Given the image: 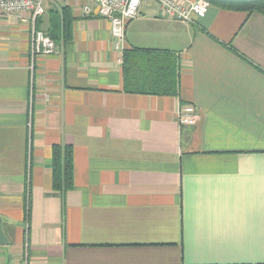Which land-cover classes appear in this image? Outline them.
<instances>
[{"label": "crops", "instance_id": "1", "mask_svg": "<svg viewBox=\"0 0 264 264\" xmlns=\"http://www.w3.org/2000/svg\"><path fill=\"white\" fill-rule=\"evenodd\" d=\"M204 1L188 23L146 0L123 53L107 19L48 1L33 77L29 26L0 19V264H264V16Z\"/></svg>", "mask_w": 264, "mask_h": 264}, {"label": "built area", "instance_id": "2", "mask_svg": "<svg viewBox=\"0 0 264 264\" xmlns=\"http://www.w3.org/2000/svg\"><path fill=\"white\" fill-rule=\"evenodd\" d=\"M48 1L57 6L68 1H79L82 3L83 16L90 17L97 14L101 18L107 19L111 25L114 50L123 53L127 26L140 16L141 7L146 0H0V19L12 16L29 26L31 77L34 75L37 59L42 56H51L57 50L54 41L38 28V20L45 14ZM155 1L160 4L165 18L181 22L190 23L201 20L206 17L209 11V4L204 0H198L188 6H183L178 0ZM119 62L122 63V59ZM34 95L35 90L32 86L33 99ZM46 99H48L47 95ZM197 118L195 108L191 105L183 106L178 114L180 125L194 126ZM20 264H30L27 253Z\"/></svg>", "mask_w": 264, "mask_h": 264}, {"label": "trees", "instance_id": "3", "mask_svg": "<svg viewBox=\"0 0 264 264\" xmlns=\"http://www.w3.org/2000/svg\"><path fill=\"white\" fill-rule=\"evenodd\" d=\"M239 8L249 12H257L264 16V0H240ZM55 18L57 19L56 15ZM47 35L55 39L54 36H52V33H47ZM59 157L60 156L57 150L55 152V182L57 184L63 183L66 189H70L73 179V162L71 148L65 150V153L63 154V158H61V160L59 159Z\"/></svg>", "mask_w": 264, "mask_h": 264}, {"label": "water", "instance_id": "4", "mask_svg": "<svg viewBox=\"0 0 264 264\" xmlns=\"http://www.w3.org/2000/svg\"><path fill=\"white\" fill-rule=\"evenodd\" d=\"M8 243L5 234L3 232L2 226H1V219H0V245H6Z\"/></svg>", "mask_w": 264, "mask_h": 264}, {"label": "bare ground", "instance_id": "5", "mask_svg": "<svg viewBox=\"0 0 264 264\" xmlns=\"http://www.w3.org/2000/svg\"><path fill=\"white\" fill-rule=\"evenodd\" d=\"M210 6V5H209Z\"/></svg>", "mask_w": 264, "mask_h": 264}]
</instances>
